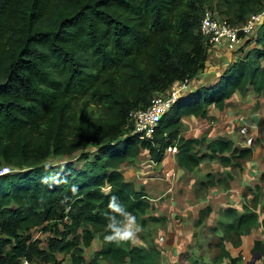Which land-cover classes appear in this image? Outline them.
I'll return each instance as SVG.
<instances>
[{"label":"trees","instance_id":"1","mask_svg":"<svg viewBox=\"0 0 264 264\" xmlns=\"http://www.w3.org/2000/svg\"><path fill=\"white\" fill-rule=\"evenodd\" d=\"M215 1L213 8L232 23L264 10V0H0V169L13 170L0 172L3 264L35 257L63 264L62 252L70 254L67 264H164L155 245L104 239L102 213L112 195L142 227L152 207L123 165L145 151L160 162L174 146L178 164L188 170L206 157L235 167L251 157V146L239 148L224 137L207 143L182 129L185 117H209L211 105L223 110L237 92L252 87L264 95V22L257 45L212 85L181 95L153 139L131 134V111L207 69L201 22ZM205 143L207 152L200 148ZM91 147H98L94 158ZM51 157L64 162L53 164ZM207 176L209 185L233 178ZM257 188L242 212L225 207L215 225L195 233L196 246L181 253L178 264H247L245 248L264 257V240L250 237L260 217ZM211 212L210 205L200 210L197 225ZM37 228L53 231L45 244L32 233ZM97 238L101 246L88 260L86 250Z\"/></svg>","mask_w":264,"mask_h":264},{"label":"crops","instance_id":"2","mask_svg":"<svg viewBox=\"0 0 264 264\" xmlns=\"http://www.w3.org/2000/svg\"><path fill=\"white\" fill-rule=\"evenodd\" d=\"M251 91L254 92L253 88H251ZM238 93L234 94L235 97ZM233 96L227 102V105H229V107L232 105V102H234ZM261 96L264 95L261 94ZM212 107H214V105L210 106V108ZM225 108L223 109V111L220 110L222 112L221 119L228 124L227 130L225 132H227L229 135H235L233 131L238 123L234 118H232V115H230L232 110L230 111V109L226 108L227 110L225 111ZM240 109H242V107H240ZM186 119L187 122L192 125L196 123H204L203 128L201 129V131H199H203L201 135H199L200 133H191V129L187 130L186 134L184 131H182L183 135L186 137H205L207 143L217 139L218 137L226 138L225 135L217 133L218 129L216 128L218 126L215 127L214 125L212 129H210L212 125L209 123V119L207 118H199L194 116L185 117V124H187ZM186 128L187 126H184V129ZM207 143L203 144L204 146H200L203 152L209 151L207 148ZM177 150V147L176 150H173V148L172 151L168 150L164 159L160 162H154L148 155L147 158L151 161H149L148 163L144 161L145 159L142 161V164H140L141 173L139 174L140 178H143L142 176L145 174V178L142 179L144 182L143 184H154L153 186H149V188L153 190L157 189V195L159 194L164 197H166L167 195L171 196L170 198H165V201L169 200L171 201V204L169 202H166V210L161 212V217L169 219V214L176 213V215L180 216L181 218L180 220H174V217L169 219V221L173 220L174 222L168 224L167 227L164 228L163 233L165 236L161 235L160 238H158L160 246L165 247L167 251L164 252L167 253V255L163 253L164 262L165 258H167L166 262H171L172 264L180 263L181 253L190 251L196 246L197 238L194 232L195 228H193V231H191V235L185 236L184 234L186 233L185 231H187V227L191 223V220L194 221L195 219H197L195 221V224L198 222L200 210L208 205L212 207V212L208 216L209 218L206 225L213 226L221 218V212L225 207L232 206L242 212L243 205L248 202L250 198L252 199L254 197V194L258 192L257 186L262 189L259 206L263 205L264 201V184L262 183L264 181V156L261 154V152H258L255 149L253 150V159L250 160V162L248 161L244 163L242 170L239 169L238 176H234L233 182L235 181V183L233 184L232 182L233 190H229L228 187H225L226 184H220L217 183V181L215 184L209 185L207 175L212 173L216 175L217 179L219 172L225 173L224 175L230 174L232 170L231 164L224 163L219 159L218 163H214L213 160L215 158L210 159L209 157H206L194 170H188L178 164L176 158ZM144 156H146L145 152L140 155L139 159L141 160V158ZM173 168L176 169V174L174 176H165V178H161V176H163L167 171H170ZM154 169H160L159 171L162 174L157 179H155L153 176ZM129 172H131L132 174L133 170L131 169ZM127 175L129 174L127 173ZM251 188H254L253 193ZM208 189L210 190L208 191ZM174 207H176L177 209H175ZM262 218H264L263 215H260L258 224L252 230L250 236L252 237V239L264 240V230L261 228L263 220ZM176 222L180 223L178 224ZM184 229L185 231H183ZM170 233L174 234L169 235ZM153 238H155V236ZM136 244L142 246L137 242Z\"/></svg>","mask_w":264,"mask_h":264},{"label":"rangeland","instance_id":"3","mask_svg":"<svg viewBox=\"0 0 264 264\" xmlns=\"http://www.w3.org/2000/svg\"><path fill=\"white\" fill-rule=\"evenodd\" d=\"M213 7H217L216 1L207 5L206 9H212L214 12H217L218 8L214 9ZM234 24L239 25V24H241V22H237ZM261 24H262L261 22L257 23L255 31L248 38H245L244 41H242V43H240V45L235 47V49H233V50L227 51V48H223L221 46H216L215 48H213L209 54L207 69L200 74V76L198 77V79L196 81H199L200 77L202 80L200 82L195 81L194 86L212 85L210 80H212L216 75H218V73L225 71L227 68L231 67L233 63L237 62L241 58H244L248 54L250 49L257 45L255 43V39L257 36L258 28ZM219 78H220V76H218L216 78V81ZM251 88L252 87H250L248 89V91L245 93H238L237 92L238 93L237 96L236 97H235V95L233 96L234 102H232V105L230 107H229V105L225 106L226 108L230 109V111L232 110L230 115H232V118H234L235 121H237V123H238L235 126V129L233 131L235 135H229L227 132H225L227 130L228 124L224 120L221 119V115H222L221 111H223V110L220 111V109H217L215 106L212 108H209V115L210 116L206 117V118L209 119V123L212 125L210 129H212V127L214 125H215V127L218 126L216 128V129H218L217 133L225 135V137L228 139L231 138L237 147L244 148L246 146H251V147H253V150L255 149L256 151L261 152V154L264 156V96L258 95L255 92L251 91ZM196 91H197V89H196ZM229 100L230 99H228L227 102ZM240 107H242V109H240ZM226 108H225V111L227 110ZM241 117H245L246 125H244L242 123L243 120ZM199 118H202V117H199ZM198 121H201V120H198ZM186 123L187 124L184 123V126L185 127L187 126V128L184 129V127H183V129H182L185 132V134L187 133V130H191V129H192L191 133H196V134L200 133L199 135H201V133H203V131L202 132H199V131H201V129L203 128L204 123H196V124L192 125V124L187 122V119H186ZM205 125H206V123H205ZM243 129H245V132L242 131ZM217 135H219V134H217ZM89 151H90L89 152L90 157L94 158L95 155L98 154V147H91L89 149ZM145 153H146V156L142 157L141 160L139 159L140 156L136 157V159H133L132 162H126L122 167V170L124 172L127 171L126 174L127 173L129 174V175H127L128 178L132 179L137 184L139 183V185H140L139 187H141V188L143 187L145 189L147 197L152 203V207L150 210H148V213L145 214L144 216L142 215V218L146 217V219H147L146 226H144V227L140 226V220L139 221L136 220V223L138 225V231L135 233L134 241H135V243L137 242V243L141 244L142 246H146V247H151V245H155L156 247H159L161 249L162 253H164V252H167L166 248L160 246V243L158 242V238H160L161 235H164V233H163L164 228L167 227L168 224H171L172 222H174L173 220L169 221V219L174 217L173 218L174 220H180L181 218H180V216L176 215V213L169 214V216H168L169 219H165V220H163V219L161 220V217L159 220H156L153 218V216H156V217L161 216V212L166 210V206H165L166 202H169L171 204V201H169V200L165 201V198H167V197L170 198L171 196L167 195L166 197H164V196L159 195V194L157 195V192H156L157 189L153 190V189L149 188V186H153L154 184H148V185L143 184L144 182L142 179L145 178L144 177L145 174L142 176L143 178L139 177V174L141 173L140 172L141 171L140 170L141 169L140 164H142V161L144 159H145L144 161L146 163L151 161V160H148V158H147L148 153L146 151H145ZM253 157H254V152L252 153L250 158H248L247 160H245L243 162V165L241 167H235V166L231 165V168H232L231 174L233 175V178H228L227 185H225V187H228L229 190H233L232 182L234 180V176H238L239 169L242 170L244 163H246L248 161L250 162V160H252ZM49 161L52 162L53 164H60V163L64 162V160H59L58 158H55V157H51L49 159ZM74 161L77 162V160H75V159H74ZM213 162L218 163L219 160L217 158H215L213 160ZM82 163H84V160L77 162V165L81 167ZM130 168L133 170L132 174H131V172H129L131 170ZM235 169H238V170H235ZM159 170L160 169H157V170L154 169L153 176L155 179H157L159 176L162 175ZM10 171H13V170L9 166H3L0 169L1 173L10 172ZM219 174H220V172L218 173V175ZM223 174H225V173H223ZM161 178H165V176L163 175V176H161ZM234 183H235V181L233 182V184ZM262 183L264 184V181ZM251 189H252V193H253L254 188H251ZM209 190L210 189H208V191ZM251 201H252V199L250 198L248 203L250 204ZM174 208L177 209L176 207H174ZM258 211H259V214L261 216L263 215V217H264V201H263V205L258 207ZM208 218L205 220V223L200 225V226H198L197 223L195 224V221L197 219H195L194 221L191 220L190 221L191 223L187 227V231H185V229L183 230L186 232L184 235L185 236L191 235V231H193V228H195L194 232L196 234L197 233L203 234L204 231L208 230V229L205 230V228H207L206 224H207ZM262 219L263 220H262L261 228L264 230V218H262ZM176 223L179 224L180 222H176ZM32 233L34 234V236L41 238L43 240V244H45L48 241L49 237L51 235H53L52 230L45 229V231H44V229H41V228L34 229L32 231ZM173 234L174 233H170L169 235H173ZM154 236H155V238H153ZM0 237H2L1 234H0ZM210 239H212L213 242H215L216 236L213 235L212 237H210ZM194 243H195V241H194ZM100 246H101V241L99 238H97L95 243L92 244L86 250V255H87L88 260L90 258H92L94 251L99 249ZM245 253L248 254L247 255L248 257L246 256L247 257L246 258L247 264H252L253 260H254L253 264H264V257L254 258V256L257 255L256 251L253 252L250 249H246ZM164 254L167 255V253H164ZM209 254H210V252H209ZM58 255L61 259L64 258L63 264H67L70 261V259H69L70 254L69 253L62 252V253H59ZM206 255H208V252H206ZM166 260H167V258H165L164 264H172L171 262L170 263L166 262ZM32 261L34 262V264H48L41 257H35ZM102 264H106V263L104 261H102Z\"/></svg>","mask_w":264,"mask_h":264},{"label":"built area","instance_id":"4","mask_svg":"<svg viewBox=\"0 0 264 264\" xmlns=\"http://www.w3.org/2000/svg\"><path fill=\"white\" fill-rule=\"evenodd\" d=\"M264 22V10L253 13L246 22L234 24L228 18L222 17L212 9H206L202 18L201 30L207 36L210 51L216 46L227 48V51L235 49L245 38H248L257 26V23ZM240 32H242L240 34ZM194 80H177L169 88L167 93L156 95L152 104L146 108H137L131 111V118L134 120L132 135H137L141 139H153L161 119L167 113L181 95L186 91L195 89ZM246 125L245 117H241ZM245 128V127H244ZM245 132V129L242 130ZM176 150V147H169V151ZM176 169L167 171L164 176L171 177L176 173ZM0 264H3L0 261ZM20 264H34L28 258H22Z\"/></svg>","mask_w":264,"mask_h":264},{"label":"clouds","instance_id":"5","mask_svg":"<svg viewBox=\"0 0 264 264\" xmlns=\"http://www.w3.org/2000/svg\"><path fill=\"white\" fill-rule=\"evenodd\" d=\"M73 191H75V186H73ZM106 207L107 211L102 213L107 220L104 239L116 242L133 239L138 231L136 217L127 210L126 206L115 195L109 198Z\"/></svg>","mask_w":264,"mask_h":264},{"label":"water","instance_id":"6","mask_svg":"<svg viewBox=\"0 0 264 264\" xmlns=\"http://www.w3.org/2000/svg\"><path fill=\"white\" fill-rule=\"evenodd\" d=\"M241 33H242V32H240V34H241ZM256 254H257V255H255L254 258H257V257L261 258V254L259 253V251H256ZM252 263H254V260H253Z\"/></svg>","mask_w":264,"mask_h":264}]
</instances>
